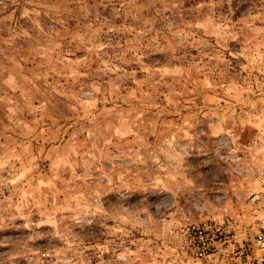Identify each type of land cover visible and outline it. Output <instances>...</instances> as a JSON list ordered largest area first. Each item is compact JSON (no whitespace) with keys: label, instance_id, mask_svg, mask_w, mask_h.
<instances>
[{"label":"rangeland","instance_id":"374dc122","mask_svg":"<svg viewBox=\"0 0 264 264\" xmlns=\"http://www.w3.org/2000/svg\"><path fill=\"white\" fill-rule=\"evenodd\" d=\"M263 171L264 0H0V261L231 264Z\"/></svg>","mask_w":264,"mask_h":264},{"label":"built area","instance_id":"2783aa9c","mask_svg":"<svg viewBox=\"0 0 264 264\" xmlns=\"http://www.w3.org/2000/svg\"><path fill=\"white\" fill-rule=\"evenodd\" d=\"M261 185L263 193H256L253 196V201L260 200L262 197V210L261 216L253 221L250 227L251 232L248 233L246 240L239 239L234 233L230 247L231 264H264V171L261 174ZM214 237H218L221 242L223 232L221 228L218 229V234H214L209 228L198 227L188 229L184 232L185 243L198 258H206L214 252H224L225 248L222 244L213 242ZM226 239V238H225ZM227 240H225L226 242ZM228 249V247H226ZM0 264H7L0 261ZM11 264H18L15 261ZM25 264H40V263H25Z\"/></svg>","mask_w":264,"mask_h":264}]
</instances>
